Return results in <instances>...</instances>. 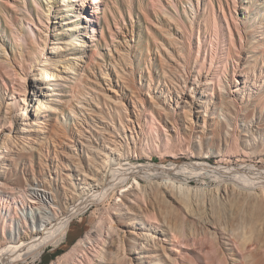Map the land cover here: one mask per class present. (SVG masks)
<instances>
[{
    "label": "bare ground",
    "instance_id": "bare-ground-1",
    "mask_svg": "<svg viewBox=\"0 0 264 264\" xmlns=\"http://www.w3.org/2000/svg\"><path fill=\"white\" fill-rule=\"evenodd\" d=\"M170 1L152 0L149 8L161 15L157 26L167 24L160 34L173 50L160 41L155 57H142L124 32L121 42L108 30L109 41L100 19L105 0H35V8L1 0L0 229L11 231L0 264L37 261L62 243L75 218L100 204L111 213L108 228L98 222L60 264H186L185 242L201 235L231 264L241 261L233 239L246 252L244 264H264L262 167L242 177L200 163L176 184L172 165L135 164L159 149L174 153L177 142L188 143L193 157L223 161L232 142L240 143L236 152L264 162V0H241V16L225 17L235 68L223 80L220 65L203 60V46L196 50L187 36L191 13ZM197 178L218 185L195 190L189 180ZM14 197L27 204L22 216H13ZM235 206L241 227L233 226V211L231 228L220 234V212Z\"/></svg>",
    "mask_w": 264,
    "mask_h": 264
},
{
    "label": "rangeland",
    "instance_id": "rangeland-1",
    "mask_svg": "<svg viewBox=\"0 0 264 264\" xmlns=\"http://www.w3.org/2000/svg\"><path fill=\"white\" fill-rule=\"evenodd\" d=\"M26 1L32 6V8H35V2H34L35 0H26ZM105 1L106 2L103 3L101 6L102 8H100V9L104 10L102 14L100 13V19H101L102 25L104 27V31L107 34L110 42H111V36L112 35L109 33L108 30L114 32L115 35L119 38V40L121 42H124V39H123L124 37L121 35L120 32H124L127 40H129L131 42L130 44L135 46L134 52L136 53V56L137 55L141 56L140 54H142V57H146L147 54L148 55L151 54L150 55L151 57H155L156 56V46L158 45V43H160V41L165 42L166 45L168 46V48H170V50L172 49L170 47V44L160 34V32L163 31L162 27L167 26V24H165V22H163L162 27H161V25L157 26L156 25V22H157L156 19H157V17H160L161 15L156 14L152 9L149 8V4L152 2V0H105ZM165 2L167 3L168 0H164V3ZM188 2H190V4L192 6ZM0 3H1V0H0ZM170 5H171L172 9L176 8L174 10H178L180 12V14H184L186 12L191 13L192 19H193L192 20L193 29L188 31L187 36L190 39H192L193 44H194L193 46L196 50L199 48L198 45L203 46V49L201 51V57L203 55V57H202L203 60L207 59V63L210 64L215 59L214 62H212L211 64H213L214 66H217V64L220 65L221 68L218 70L220 72H219V74H217V79L219 78V75H220L219 80H223L225 77L228 76V73L226 74L227 70L228 69L230 70V68H232V67L235 68V63L233 62V58H232V57H235L234 49L233 48L231 49L234 53L233 54L231 50L230 51L228 50V46L225 44L226 38L229 37V29H228V26L226 23V18L231 21L233 19L236 20L238 18V16H241L240 15L241 14V10H240L241 0H217V1L216 0H191V1H189V0H171ZM193 10H194V12H193ZM1 15H2V13L0 11V22L2 21ZM35 19L37 20V17H35ZM118 26L121 27L123 29V31H119ZM195 26H196V28H195ZM53 28H54V26H52V29ZM156 31H158V33ZM234 31H235L234 33H235L236 39H239L237 29L234 28ZM191 35H193V36H191ZM7 36L9 38L10 34L8 33ZM129 36H131V37H129ZM100 43H101V49L104 50L107 48V46L103 42H100ZM225 46H227V47H225ZM229 53H230V56H227V55H229ZM205 56H206V58H205ZM223 57H224V59H223ZM229 58H231V59H229ZM218 59H220V60H218ZM224 60L226 63L224 62ZM226 65H227V67H226ZM224 67H226L227 69ZM222 69H224V70H222ZM179 143L180 142H177V144L174 145V148L171 149L174 151V153H168V152L165 153V151L163 149H159L158 152L156 150L155 153L153 154L152 160H148V158L147 159L144 158V159H141V161L135 162V164L152 165L155 168H168L169 166L172 165L173 170L177 169L175 171L176 175H173L174 176L173 177L169 174V177H171L173 182H176V184H178L180 181L178 179V177L180 179H183L185 177V175L188 173V171H189L188 166L189 167L192 165L198 166V165H200V163H207L210 166L219 165L221 167L229 169L232 173L238 174L242 177H244V175L251 174V172H253L254 169L258 170V168H260V167H262L261 169L264 170V162H260L259 161L260 159H252V160L250 159L249 160L247 157L243 156V154L241 152H236V151L242 149V146H240V143L237 145L239 147H237L235 145V142H232V144L234 143L233 145L235 146L233 148L234 150L232 151L231 154L229 153L227 155L228 157L227 156L224 157L225 158L224 161H223V159L220 160L218 158L202 159V158H198V157L197 158L193 157L192 149L189 148L190 146L188 145V143L183 144L181 142L180 145H179ZM161 150H162V152H160ZM238 155H240V156H238ZM160 181H165V180H160ZM189 182L191 183L190 186L193 189H195V190L199 189L202 191L207 190L209 192L210 191L212 192V190L216 189V187L218 185V182L214 181V179H211V178H203V179L197 178V179L189 180ZM15 200H16V202H15ZM11 201H12V205L17 208L16 209L15 207H13V212H12L13 216H16V217L19 215L22 216L23 213L26 212L25 210H26L27 204L25 203L26 206H24L25 201H23L22 198H20V197H14V199H12ZM21 203H23V204H21ZM236 207L237 206H235V208ZM235 208L234 207L228 208V209L226 208L225 210H222L220 212L219 215H220L221 219L222 220L226 219L225 221L228 222L227 224H225L226 222L221 220L220 223L223 226H220V227H223V230H219L221 228L218 227L219 228L218 232L220 234H221V232L222 233L225 232L224 231L225 227H226V230H229L231 228V225L233 224V226H234V224L236 222L238 224V225L237 224L236 225L239 226L241 215L239 214L238 209H240V208H238V207L236 209ZM233 211H234V215L237 217L236 218L234 216L235 220H231V217H233ZM237 211H238V213L235 214ZM109 214H111V213L109 212V210H107V205L104 206V204H100L99 206H97V205L91 206L85 213L81 214L80 216H78L77 218H75L73 220V222L70 225L69 232H68L66 238L62 241V243L59 246L48 247L37 261L33 262L32 259H29L27 264H53V263L60 264L61 262H59V258L64 256L65 254H67L69 251H71L72 247L75 246L79 242L80 239H84L88 235V232L90 233L94 229L95 226L97 227L99 225L100 222L103 223V226H106V228H108V224H110L109 222L111 221V218H110L111 215H109ZM238 215H240V217ZM238 217H239V219H238ZM227 219H228V221H227ZM230 220L232 221V224H231V222H229ZM236 220H238L239 222ZM218 223H219V221H218ZM228 225H229V228H227ZM13 227H15V226L13 225ZM240 227H241V223H240ZM6 228H1L2 230L0 229V231L2 233V234L1 233L0 234L3 235L2 236L3 240L0 242V246H1L0 249H2L3 243L5 245L4 247H6L8 245V242L10 241V239L8 238V235H6V234H8L11 231V228L10 227H6ZM106 228H104L105 232L107 230ZM25 229H26V236H28V237L31 236V229L30 230L27 228H25ZM241 229H238L239 230L238 232H240L239 233L240 235H241V233H242V235H244L245 234L244 233L245 228H243V230H241ZM105 232H104V234H105ZM27 233H28V235H27ZM94 235H95V233H94ZM199 241H201V242H199ZM212 241L213 240L211 237H209V235H201L199 240H197V239L194 240L192 238V239L188 240L187 242H185L186 243L185 249H183V252H184L183 255L186 259L185 263L186 264H211L213 261L212 264H219V263L220 264H226L227 262H226L225 258L227 257L226 258L228 261L227 264H231L230 258L227 254H226V256L223 257L222 255H219V252L217 253V250H215L216 248H214L215 245H213L214 243ZM232 241L234 242V243L232 242V244L235 245V247H234L235 250L236 249H237L236 251L239 250V252H236V254H238V257L241 260L240 264H244L243 262L245 260V257L243 254H244L245 250L241 251L243 249L239 247L238 240L233 239ZM109 242H111L110 238H108V236L106 234V236H104V242H102V244L104 243L105 245L103 244L104 245L103 246L101 244V242H99V244H96V246L99 247L98 248L99 250L104 248V251H105V250H108V248H110ZM92 250H91V248L88 250L89 253L92 254L91 256H93L95 253V252H93L94 250L93 251ZM77 254H78V256H80L81 252H79ZM245 254H246V252H245ZM241 258H244V260H242ZM105 262H109V260L106 259V261H104V264H107Z\"/></svg>",
    "mask_w": 264,
    "mask_h": 264
}]
</instances>
